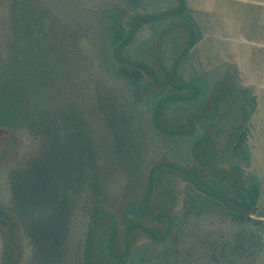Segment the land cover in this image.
I'll use <instances>...</instances> for the list:
<instances>
[{
    "label": "rangeland",
    "instance_id": "obj_1",
    "mask_svg": "<svg viewBox=\"0 0 264 264\" xmlns=\"http://www.w3.org/2000/svg\"><path fill=\"white\" fill-rule=\"evenodd\" d=\"M183 1L0 0V264H142L168 251L175 218L208 264L200 238L252 213L228 150L242 128L264 221V0ZM114 8L126 48L104 19ZM115 49L145 75L138 88L105 74ZM234 55L258 87L255 124L241 118L249 78L226 76Z\"/></svg>",
    "mask_w": 264,
    "mask_h": 264
},
{
    "label": "trees",
    "instance_id": "obj_2",
    "mask_svg": "<svg viewBox=\"0 0 264 264\" xmlns=\"http://www.w3.org/2000/svg\"><path fill=\"white\" fill-rule=\"evenodd\" d=\"M153 3L163 10L168 9L173 12L177 9L187 10L183 0H126V9L128 13H134L146 9L148 5ZM114 9L115 12L109 11L107 13L104 11V19L109 25L114 26L115 30L112 32L115 45L124 44L126 48L132 41H129V39L127 42V37L133 38L134 33H127L123 25L124 14L120 9ZM117 50L115 49L113 55L108 59L109 68L105 64V74L109 75L111 79L121 82L129 90L138 88L144 81L145 75L140 68L128 64L129 61H126V58L121 57L119 60ZM107 69L109 71H106ZM251 114L250 112L249 115ZM230 142L231 145L228 150H231L232 158L236 159L247 173L245 186L252 213L248 215L243 213L230 215L236 231L229 238H227V235L220 236L216 235L215 231H209L210 235L201 237L196 246L201 248L203 252L206 251L202 253L200 258H205L208 264H264V221L253 217L259 204L261 185L257 176L248 172L251 166V153L246 128L239 129L234 133ZM221 209L226 211L223 208ZM176 220L177 218H175L171 228V238L165 243L168 251L155 253L153 247L147 248L145 255L142 256V264H188L187 261L191 260L194 264L195 260L191 257V254L187 255V242L181 237L180 231L177 230ZM181 228L183 227L180 226ZM169 243H171L170 246H168ZM131 260V264H140L138 257H133Z\"/></svg>",
    "mask_w": 264,
    "mask_h": 264
},
{
    "label": "crops",
    "instance_id": "obj_3",
    "mask_svg": "<svg viewBox=\"0 0 264 264\" xmlns=\"http://www.w3.org/2000/svg\"><path fill=\"white\" fill-rule=\"evenodd\" d=\"M234 56H235L234 57L235 63L234 64L231 63L232 65L230 67H228V69L226 71L227 72L226 76L229 75L231 80L233 78L232 82L234 84L235 83H239V80L236 79V78H241V79H242V77H248L249 78L250 81H242L241 80L242 81L241 86H245L244 91H247L248 93L252 92V96H250L247 99V101L244 103L243 112H242V117L241 118H242V122L244 124H247V123L249 124V122L252 124L253 123V119L256 116V114L258 113V109H259V100H258L257 96H255V92L258 89V87H257V85L255 83V80H254V77H253L254 75L249 74L248 70L247 71L245 70V72H246V75H245V73L243 72V68L240 67L241 65H238L239 63H237L238 62L237 60L239 59L238 56L237 55H234ZM261 76H264V74L261 75ZM231 91H233V89H231ZM250 112L252 113L251 115H249ZM253 124H255V123H253ZM257 131H260V129L257 128ZM247 133H248V140H249L250 139L249 136H250L251 133H249V130H247ZM233 135H234V133L231 134V138H232Z\"/></svg>",
    "mask_w": 264,
    "mask_h": 264
}]
</instances>
